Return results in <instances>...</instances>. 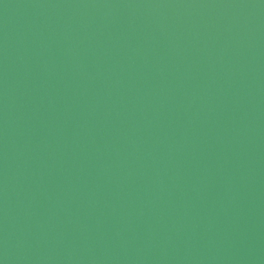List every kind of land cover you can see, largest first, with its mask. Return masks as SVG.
Segmentation results:
<instances>
[{"label": "water", "instance_id": "95a60500", "mask_svg": "<svg viewBox=\"0 0 264 264\" xmlns=\"http://www.w3.org/2000/svg\"><path fill=\"white\" fill-rule=\"evenodd\" d=\"M0 264H264V0H0Z\"/></svg>", "mask_w": 264, "mask_h": 264}]
</instances>
